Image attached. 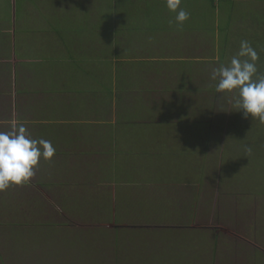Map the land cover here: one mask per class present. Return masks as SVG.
Masks as SVG:
<instances>
[{
  "label": "crops",
  "instance_id": "crops-1",
  "mask_svg": "<svg viewBox=\"0 0 264 264\" xmlns=\"http://www.w3.org/2000/svg\"><path fill=\"white\" fill-rule=\"evenodd\" d=\"M262 2L181 0L177 24L167 0H0V131L19 122L55 148L29 183L0 191V240L37 233L43 209L95 202L92 179H111L116 203L123 179L174 178L172 158L196 155L166 145L201 143L215 103L202 81L215 96L208 73Z\"/></svg>",
  "mask_w": 264,
  "mask_h": 264
},
{
  "label": "rangeland",
  "instance_id": "rangeland-1",
  "mask_svg": "<svg viewBox=\"0 0 264 264\" xmlns=\"http://www.w3.org/2000/svg\"><path fill=\"white\" fill-rule=\"evenodd\" d=\"M204 81V96L215 100L204 117L213 119L204 122L201 143L166 145L196 155L178 164L172 158L174 178L161 181L153 168L137 185L123 179L116 203L109 202L111 179H92L95 202L41 210L37 233L0 240V264H264V123L235 111V93L213 96V83Z\"/></svg>",
  "mask_w": 264,
  "mask_h": 264
},
{
  "label": "clouds",
  "instance_id": "clouds-1",
  "mask_svg": "<svg viewBox=\"0 0 264 264\" xmlns=\"http://www.w3.org/2000/svg\"><path fill=\"white\" fill-rule=\"evenodd\" d=\"M180 5L181 0H167L169 11L176 13L177 24L189 19V13ZM258 60L257 51L242 40L230 61L213 69L211 79L217 81L218 93H235L232 97L235 111H242L244 118L264 123V73L257 68ZM246 151L250 154L251 148ZM54 153L51 141L32 138L19 122H13L9 131H0V191L29 183L41 158L51 160Z\"/></svg>",
  "mask_w": 264,
  "mask_h": 264
},
{
  "label": "trees",
  "instance_id": "trees-1",
  "mask_svg": "<svg viewBox=\"0 0 264 264\" xmlns=\"http://www.w3.org/2000/svg\"><path fill=\"white\" fill-rule=\"evenodd\" d=\"M248 18L249 16H246V19ZM250 23L251 24L249 26L254 30H252L251 28H248L247 26L245 31L243 30V32L238 33L237 37L235 38L236 44L233 47L232 53L234 55L239 50L240 42L242 40L248 41L251 44V46L257 51V53L261 54L259 56V60L256 63H257V66L261 65L263 69V72L261 73H264V16L263 14L253 13L250 18ZM188 175L189 174H187L186 176ZM201 175L203 177V168L201 169ZM195 176L196 175L194 174L192 175V177H195Z\"/></svg>",
  "mask_w": 264,
  "mask_h": 264
}]
</instances>
